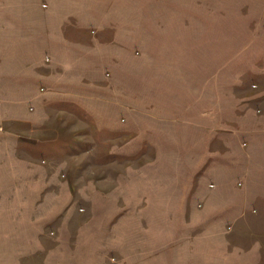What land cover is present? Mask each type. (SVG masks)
I'll use <instances>...</instances> for the list:
<instances>
[{"label": "rangeland", "instance_id": "obj_1", "mask_svg": "<svg viewBox=\"0 0 264 264\" xmlns=\"http://www.w3.org/2000/svg\"><path fill=\"white\" fill-rule=\"evenodd\" d=\"M62 1L27 0L18 7L27 5L32 55L46 51L38 45L37 32L44 26L36 12ZM64 1V10L75 8L74 2ZM8 4L0 0V10ZM90 4L101 5L107 15L126 11L128 41L125 48L87 49V76L95 80L87 83L94 87L88 92L95 95V105H102V91L113 93L121 84L124 98L113 113L106 108L87 114L75 108L72 115L56 113L54 107L44 112L45 103L54 106L56 99L51 94L47 98L42 88L39 98L15 99L14 111L26 121L0 124V139L14 137L16 156L15 164L0 172V264H264V205L259 202L261 210L255 206L254 194L249 197L250 208L242 210L251 215L247 229L234 226L226 214L219 219L220 210L206 209V199L196 196L190 201L191 209L173 207L181 181L186 199L199 182L204 184L205 198L218 199L212 168L218 165L210 160V153L227 150L218 134H229L230 144L251 152L252 157L232 162L234 175L264 165V147L256 152L247 148L240 133L250 125L264 128V0H98ZM70 32L77 35L73 28ZM2 40L5 36L0 35ZM20 54L0 49V60L10 55L29 66L32 55L23 59ZM43 59L49 62L48 51ZM68 59L84 78L82 58L75 54ZM46 71L47 76L58 73L54 68ZM32 74L45 73L34 69ZM170 75L180 84L187 76L186 86L196 95L206 90L203 93L218 109L217 125L210 124L207 109L210 137L204 148L210 158L189 161L190 166L198 165L189 173L183 168L176 171L174 161L162 159L170 152L183 161L190 153L197 156L193 150L198 147L189 146L184 131L167 140L166 125H149L162 123L150 114L155 107L154 87L159 80L166 90ZM112 76L117 81L121 77L118 85L99 83ZM80 78L77 84L83 88ZM83 91L87 92L78 90ZM114 101L117 97H112ZM183 117L175 116V121ZM169 120L173 123L172 117ZM113 122L116 125H109ZM175 140L179 144L171 147L169 142ZM27 154L36 163L21 160Z\"/></svg>", "mask_w": 264, "mask_h": 264}, {"label": "crops", "instance_id": "obj_2", "mask_svg": "<svg viewBox=\"0 0 264 264\" xmlns=\"http://www.w3.org/2000/svg\"><path fill=\"white\" fill-rule=\"evenodd\" d=\"M26 1L27 0H8L10 4L7 5V9L0 10V35L5 36V40L0 41V49L19 51L21 53L20 56H23V59L32 55L29 51L32 49L30 45L33 44L32 41L28 40L30 39L29 34L31 29H29L30 16L28 11L25 10L27 5H24V9H18V7ZM68 1L74 2L75 8H71L68 11L64 10L63 7L65 6V1L63 0L61 4L58 2L50 4L46 11L36 12L40 24L44 26L43 30L41 27L40 29L38 28V45L46 50L44 55L47 51L49 52V62H44V55L41 53L40 55H32L33 59H30L29 66H27V61L12 59L10 58V55L7 59L5 58V61L0 60L1 125H21V123H25L26 118L24 116L20 118L17 116L18 112L14 111L15 99L17 98L20 99L21 102H25L26 99H33L34 97L39 98L38 94L41 88L45 91L47 98V95L51 94L50 97L56 99V105L54 106H51L49 102L45 103L47 105L44 108V112L46 110H52L51 108L54 107L56 113L70 115H72V111L74 112L75 108L87 114H99L106 108L110 110V113H113V108L115 109L117 105L120 106L121 100L124 98L122 95L124 91L121 89V84H119L121 77L117 81L113 76L105 81H99V83H107L111 86V83L118 82L117 85L119 84V90L115 92L113 91V93L102 91V105L94 104L95 95H93V92H88V89L94 87L87 86V83L89 82L93 84L95 83V80H92L87 76L88 67L86 65L85 57L87 49L90 48L103 49L126 47L128 35L123 18H126L127 13L126 11L122 12L121 10H118L119 14L115 12L110 15H107V13L104 14L101 5L97 8H93L91 6L93 4H90L92 2H97L98 0ZM47 7H45V9ZM96 17L99 20H96ZM106 18H115L117 21H107ZM96 23L99 25H106L101 27L96 25ZM72 28L77 35H73V33L70 32V29ZM93 29H95V31ZM90 30L94 31V33H92L93 35H91ZM13 35H16L15 40L8 41V39L13 38ZM19 35H22L23 37L20 39ZM12 53L16 55L15 52ZM75 54H78V56L82 58L79 61L84 63V68L82 69V71L84 70V78L78 76L80 73L77 72V67L73 68L71 65L72 63H70L72 61H69V59L66 60V57H71ZM99 56H102V53H99ZM62 57H64L65 60H63ZM50 68H54L58 73L56 75L47 76L46 70ZM34 69L44 71L45 74L33 75L32 70ZM67 70L74 73H69ZM78 78H80L82 80L81 83H84L86 86L81 88L80 84H77L79 81ZM125 79L126 77L123 76L122 80L125 81ZM183 79L182 84H180V81L175 79V75H170L169 80L167 81L166 90L163 88L162 81H156L152 104L155 107L150 114L153 116L154 120H159L162 123L151 122L149 125H166L167 132L165 134V139L167 140H170L172 136L177 138V135L181 133V131H184L188 138L189 146L198 147V149L195 148L193 150L198 152L197 156H193L190 153L188 158H185L183 161L178 157H173L170 152L166 154V158L163 157L165 159L162 160L168 162L174 161L176 164V171L183 168L189 173L198 166L194 165L196 162L190 166L188 164L189 161H202L203 156L205 160L209 159L211 156L210 160L218 165L214 167L212 166L214 174H216V182L214 181L213 184L214 187H216V195H218V199L213 201L207 197L205 198L203 189L204 184L201 182L196 186L197 188L194 190L193 194L191 191H189V194L187 193L186 199L181 181V186H179L178 183V187H181L180 191H176L178 190L177 187L174 188V192H178L179 195L174 198L175 201H173V204L176 203V205L173 207L180 210L186 207L191 209L193 204H190V201L196 196L199 199L201 198V200L206 199V201H203L206 209L209 208L215 211L219 209V219L225 218L226 214L228 218L234 220V222H232L235 224L234 226L243 225L247 229L251 226V215H247V212L249 213V211L245 214L242 210L243 208H250L251 203L249 197L252 196V194L256 196L258 203L256 201L255 203L257 205L255 206H258L259 210L263 208L262 204L264 205V165L257 164L254 169L245 168L242 174L234 175L232 162L236 159H248L252 156L251 152L248 150L245 152L241 150L239 151L236 148L235 142L233 145L230 144L233 137L229 134H218V141L221 142V147L225 146V149L230 152L226 153L227 150H220L219 152H223V154L220 153L217 155H212L213 153L211 152L209 157L205 154L207 150L204 147L210 137L207 125V109L209 108L211 112L210 124H216V122L219 123V117L217 120L215 118L218 109L216 104L207 98L206 93H203L206 92V90H203L198 93L199 95H196L192 92L189 86H186L187 76ZM50 82H54V84L50 85ZM185 87H187V90H185ZM122 88H125V85H122ZM84 89H86L87 92H78V90ZM112 97H117L118 101L112 103ZM43 101L44 100H41V102ZM5 107L6 111H4ZM95 107H98L97 110H95ZM48 113L50 112L48 111L47 114ZM178 115H184V117L181 121L176 122L175 116ZM170 117L173 118V123L169 120ZM47 121L48 120L45 121L46 124ZM109 125H116V123L113 122ZM250 126V129L246 128V130L244 129L240 131L242 135L241 139L245 140L248 144L247 148L250 146L253 148L254 152H256L264 147V128H259L254 125ZM192 127H194V129H192ZM230 128L236 129L233 125ZM163 129H165V127H163ZM245 134L247 136H245ZM236 140H238V137ZM170 144H173L171 147H175L174 145L179 143L175 140L169 142V145ZM14 147V137L9 138L6 136L4 139H0V172L8 171L10 167L15 164L16 156L13 152ZM171 150L172 153H175L176 149L173 148ZM162 156H164V154H162ZM178 156L181 157L180 155ZM26 158L28 163L30 161L36 163L37 161L36 159L31 158L30 154L22 155L21 160H25ZM183 163L185 164L183 165ZM207 175H210V172L209 174H205V176ZM176 181L177 180H175V183ZM237 183H241V186H238ZM259 202H262V204ZM255 206L254 208H256Z\"/></svg>", "mask_w": 264, "mask_h": 264}, {"label": "built area", "instance_id": "obj_3", "mask_svg": "<svg viewBox=\"0 0 264 264\" xmlns=\"http://www.w3.org/2000/svg\"><path fill=\"white\" fill-rule=\"evenodd\" d=\"M240 185V184H239Z\"/></svg>", "mask_w": 264, "mask_h": 264}]
</instances>
